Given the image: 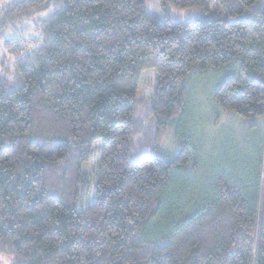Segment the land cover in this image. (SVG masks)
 Wrapping results in <instances>:
<instances>
[{
	"label": "trees",
	"instance_id": "obj_1",
	"mask_svg": "<svg viewBox=\"0 0 264 264\" xmlns=\"http://www.w3.org/2000/svg\"><path fill=\"white\" fill-rule=\"evenodd\" d=\"M210 1L159 0L165 11L208 10ZM216 5L221 17L187 21L157 20L143 0H12L1 9L0 30L52 8L34 19L40 34L28 50L6 43L22 53L0 66V256L8 264H264V135L252 172L216 169L199 193L197 145L185 125L172 154L159 147L183 121L193 72L233 65L215 104L243 119L264 116V0ZM147 70L157 82L137 124ZM96 139L85 201L83 163Z\"/></svg>",
	"mask_w": 264,
	"mask_h": 264
},
{
	"label": "rangeland",
	"instance_id": "obj_2",
	"mask_svg": "<svg viewBox=\"0 0 264 264\" xmlns=\"http://www.w3.org/2000/svg\"><path fill=\"white\" fill-rule=\"evenodd\" d=\"M10 1L12 0H0V11ZM143 2L146 13L154 16L157 20L168 17L172 21H187L202 17H221L223 15L222 9L216 5V0L210 1L208 10H203L201 7H170L165 11L161 8L159 0H143ZM51 9L40 11L32 18L17 23H7L6 26L1 28L0 66L1 63L11 65L22 53V51L18 53L10 52V46L6 43L14 41L15 45H25V50H28L30 44L33 43L30 41L38 38L40 34L34 28V19L44 15ZM233 72V65H228L218 70L190 74L187 79V91L184 99L183 121L180 117L159 141L160 149L167 155L172 154L177 148V127L181 128L182 124L185 125L183 135L197 145L193 151L196 152V157L199 160V177L195 182L198 185L196 193L202 191L205 187V181L210 179L212 172L214 173L216 169H234L239 173L246 169L249 173L254 168L253 146L258 143L259 134L264 135V116L243 119L232 111L220 110L213 99L214 89L224 77ZM156 82L157 76L154 71L147 70L142 73L136 93V98L139 101L134 114L137 124L142 119L141 114L143 115L152 101ZM100 144V139L93 142L90 156L83 163V171L86 174L87 181L85 195L83 196L85 201L92 198V186H94L100 158ZM148 155V152H143L141 157ZM132 158H136L134 153ZM0 264H8V258L0 256Z\"/></svg>",
	"mask_w": 264,
	"mask_h": 264
}]
</instances>
